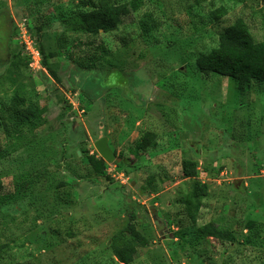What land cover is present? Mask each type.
Masks as SVG:
<instances>
[{
    "label": "rangeland",
    "instance_id": "374dc122",
    "mask_svg": "<svg viewBox=\"0 0 264 264\" xmlns=\"http://www.w3.org/2000/svg\"><path fill=\"white\" fill-rule=\"evenodd\" d=\"M84 1L0 0V108L23 95L43 109L19 138L0 122V264H125L111 240L131 238L130 214L149 244L129 264H264V83L241 91L197 65L239 17L264 39V0H143L96 36L75 28ZM210 222L236 239L205 236Z\"/></svg>",
    "mask_w": 264,
    "mask_h": 264
},
{
    "label": "trees",
    "instance_id": "16d2710c",
    "mask_svg": "<svg viewBox=\"0 0 264 264\" xmlns=\"http://www.w3.org/2000/svg\"><path fill=\"white\" fill-rule=\"evenodd\" d=\"M143 0H85V9L76 12V30L92 36L101 31L110 32L121 25L132 11L137 10ZM227 10L221 6L212 11L215 20H219ZM142 34L148 37L150 31L156 28V19L152 13H147L141 21ZM5 62V61H4ZM197 65L203 72L217 73L231 77L239 90L243 91L253 81L264 83V39L257 40L248 23L241 17L231 25L225 27L218 36V42L209 52L202 53L197 58ZM43 115V109L34 101L23 95H14L8 103L0 108V122L6 135L10 138H19L24 128L37 126V121ZM148 144L143 141L142 148ZM89 161L98 172H104V164L96 155H89ZM183 173L186 177L194 176L197 172V162L185 159L182 162ZM3 188L0 179V191ZM207 194V186L197 183L195 191V210H199L200 199ZM135 216L130 219L125 231L131 238L122 233L113 236L111 248L119 262L129 264L138 253L139 245L149 244V240L138 231L134 222ZM205 236L234 241L235 235L229 229L219 228L214 222L201 226Z\"/></svg>",
    "mask_w": 264,
    "mask_h": 264
},
{
    "label": "water",
    "instance_id": "95a60500",
    "mask_svg": "<svg viewBox=\"0 0 264 264\" xmlns=\"http://www.w3.org/2000/svg\"><path fill=\"white\" fill-rule=\"evenodd\" d=\"M94 146L98 153L101 155L102 159H105L107 161H114L118 160L115 159V153L112 151L108 144V137L103 136L100 139H98L95 143Z\"/></svg>",
    "mask_w": 264,
    "mask_h": 264
},
{
    "label": "built area",
    "instance_id": "2783aa9c",
    "mask_svg": "<svg viewBox=\"0 0 264 264\" xmlns=\"http://www.w3.org/2000/svg\"><path fill=\"white\" fill-rule=\"evenodd\" d=\"M23 38L27 52L32 59L31 65H33L34 67H39L40 59H41L40 52L37 49H35V47L33 46V40L31 39V37L27 36V29L23 31Z\"/></svg>",
    "mask_w": 264,
    "mask_h": 264
}]
</instances>
